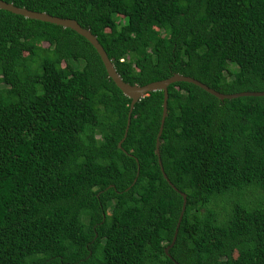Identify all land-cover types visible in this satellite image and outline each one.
Segmentation results:
<instances>
[{
	"label": "trees",
	"instance_id": "1",
	"mask_svg": "<svg viewBox=\"0 0 264 264\" xmlns=\"http://www.w3.org/2000/svg\"><path fill=\"white\" fill-rule=\"evenodd\" d=\"M4 1L76 20L129 84L264 91V0ZM167 92L178 191L163 91L119 148L131 99L91 43L0 9V264H264V96Z\"/></svg>",
	"mask_w": 264,
	"mask_h": 264
},
{
	"label": "water",
	"instance_id": "2",
	"mask_svg": "<svg viewBox=\"0 0 264 264\" xmlns=\"http://www.w3.org/2000/svg\"><path fill=\"white\" fill-rule=\"evenodd\" d=\"M0 9H4V10L10 11L12 13L22 15L26 18L36 19V20H40V21H44V22L57 24V25H60L62 27H65V28H70V29L76 31L78 34L82 35L84 38H86L91 43V45L96 49L97 53L99 54V56H100V58L104 64V67L107 71L108 76L113 80V82L122 91V93L131 99L128 114H127V123H126V127L124 130V135H123V138L118 142L119 148H121V144L127 135L128 127L130 124L131 113H132L134 104L151 91H155V90H162L163 91L164 94H163V103H162V115H161V120H160L159 131H158L157 137H156L155 151H156V154L158 156V163H159L160 170H161L164 178L167 180V182L176 191H178V189L170 182V180L168 179L167 175L164 172V169L162 166V161L160 158V153H159V143H160L159 138H160V135L162 133L165 117L167 114V100H168L167 87H168V85L173 83V82H177V81H186V82L193 83V84L201 87L205 91L209 92L210 94L216 96L217 98H219L221 100L226 99V98H236V97H240V96H264V91H243V92L230 93V94L221 93V92L216 91L215 89L207 86L206 84L200 82L199 80H197L193 77L184 76V75H180L177 73L173 74L172 76H170L166 79L153 81V82L147 83L145 85L129 84V83L123 81V79L120 77V75L116 71L112 61L107 56L106 51L104 50L102 45L99 43L96 36L93 35L88 29L81 27L76 20L70 19V18L53 16V15L47 14L45 12L34 11V10H30V9H27L24 7H18V6L13 5L12 3L6 2L4 0H0ZM180 193L183 197L182 208H181L178 220H177V224L175 227V233H174L172 242L167 247H165L166 253L168 252V249L175 242L178 227H179L180 221L182 219V216H183V213L185 210L186 194L182 193V192H180Z\"/></svg>",
	"mask_w": 264,
	"mask_h": 264
}]
</instances>
